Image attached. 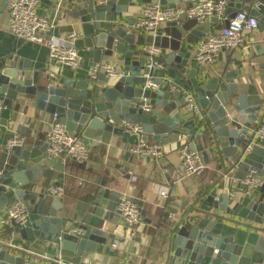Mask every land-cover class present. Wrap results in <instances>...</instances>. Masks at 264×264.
<instances>
[{
  "label": "water",
  "instance_id": "1",
  "mask_svg": "<svg viewBox=\"0 0 264 264\" xmlns=\"http://www.w3.org/2000/svg\"><path fill=\"white\" fill-rule=\"evenodd\" d=\"M41 1L53 7L54 14L64 13L78 21L82 36L75 41V46L84 51V58L90 61V71L97 63L110 62L118 55L125 75L114 79L100 71L95 78L88 74L77 79L67 77L62 83L50 79L43 82L41 70H31L22 63L9 65L3 59L0 63V101L3 105L12 101L19 103L20 95L32 96L36 109L57 114L69 131L83 135L86 144L89 139L110 142L114 134L123 133L126 122L140 124L143 139L147 140L151 135L154 142L164 146L166 154L187 143L194 149L196 144L189 137L210 135L214 152L225 167L223 173H233L238 184L229 190L207 194L204 203L213 210H201L204 216L184 223L188 212L182 214L172 228L170 250L174 246V255L180 259V264H264V201L258 200L254 193L248 197L238 195L240 191L246 192L242 181L250 170L264 176V143L255 142L247 150L255 132L264 127V62L259 64V69L249 65L243 71L238 68L210 76L201 73L198 67L188 70L182 63L184 52L180 51L184 39L187 42L199 40L210 32L212 23L220 30L241 9L256 17L257 28L264 33V0H227V18L223 22L217 16L202 23L184 18L181 23L167 22L156 36L150 35L149 42L162 48L167 63L175 60L178 71H188L183 79L169 69L170 84L158 90L144 88L145 52L136 46L135 33L128 32L123 26L127 5L134 4L133 0ZM136 1L171 4L182 0ZM74 3L81 7L67 11V5ZM135 21L138 19L129 18L127 24L132 25ZM62 27L68 34L76 29L73 22ZM155 80L167 82L163 78ZM171 86L194 90L205 116L203 128L197 114L182 108L185 95L172 90ZM2 124L7 125V121L3 119ZM48 147V142L39 140L12 151H0L4 168V174L0 176V219L5 215L6 205L13 201V195L23 200L36 199L34 194L23 190V185L41 176L52 178L54 169L64 168L63 163L48 156ZM211 152V149L202 152L205 161L212 159ZM233 190L237 193L231 194ZM119 197L117 191L100 188L92 202L80 200L74 211L64 207L57 196L49 207L47 198H42L33 210L38 218L20 228L21 238L29 244L40 241L51 251L60 253L66 261L78 263L85 254L94 252L108 236H112L102 228L106 220L117 222L114 214ZM134 202L146 217L144 200L134 198ZM60 208L63 211L58 215ZM193 208L192 205L190 209ZM166 209L167 216L179 211L171 204ZM224 221L226 225H222ZM12 225L19 227L15 222ZM69 225L74 226L73 230L68 229ZM6 230V224H2L0 234L7 233ZM33 252L45 254V250L38 248ZM26 254L21 248L0 244V264H25ZM48 256L53 258L54 252Z\"/></svg>",
  "mask_w": 264,
  "mask_h": 264
},
{
  "label": "crops",
  "instance_id": "2",
  "mask_svg": "<svg viewBox=\"0 0 264 264\" xmlns=\"http://www.w3.org/2000/svg\"><path fill=\"white\" fill-rule=\"evenodd\" d=\"M5 2L6 0H0V8L2 10L0 13V63L5 59L9 65L18 66L22 63L30 67L31 70H41L43 82L50 79L51 81L62 83L67 77L77 79L90 74V61L84 58L82 49H78L83 58L80 67L76 69L71 67L61 69L54 63L51 65L48 46L12 36L8 31L9 14ZM133 2L134 4L127 5L123 26L128 32L135 33L136 46L142 49L144 45L153 43L149 42L151 34L137 29L136 21L132 25H128L127 20L129 18L138 19L140 11L146 3L137 2L136 0H133ZM182 2L186 3L187 0L175 3ZM73 5H67L66 10L70 11L81 7V5L76 3ZM39 12L55 20L57 25L54 28V34L58 36L68 35V32L62 26L73 22L76 25L75 31H78L80 36H82L78 21L72 20L66 14H60L59 12L54 14L53 7L42 1L39 5ZM216 31L218 29H215V24L212 23L209 33ZM170 40L169 38L168 41ZM199 40L187 42L184 39L180 46V51L184 52L182 63L187 65L188 70L192 67H197L194 55ZM118 58L119 56L115 55L110 62L121 64ZM164 58L167 61L165 54ZM262 62H264V33L257 28L248 36L244 46L235 50H222L217 64L204 66L203 69L210 76H214L225 71H235L238 68L243 71L249 65H251V68L259 69V64ZM167 64L168 67L165 70L155 71V78L167 79L163 87H167L170 84L169 69H173L176 76H180L183 79L186 78L188 71L184 73L178 71L175 60L171 64ZM262 91H264V88H262ZM19 101V103L12 101L9 105H5L1 112L0 151L3 149L7 137L13 132L26 136L25 146L39 140L42 143L46 142V134L53 122V114L36 109L35 100L32 96L20 95ZM3 119L7 121V125L2 124ZM189 138L190 141L195 142L202 155L204 150L211 149L212 159L206 161L208 166L201 176H188L175 183L172 172L178 164V150L166 154L162 160H156L153 157H139L127 151V146L136 143L139 136L130 134L125 128L122 134H114L108 143L89 139L87 145L90 151V158L86 163L82 164L74 160H67L66 163H63L56 159V161L64 164V168L54 169V177L41 176L34 182H28L23 185L22 188L25 192L36 196V199L24 200L30 209L28 225L38 218V215L33 213V210L40 199L47 198V207L51 205L55 195L51 194L48 188L53 184L64 186L63 195L57 197L62 200L64 207L67 206L71 211H74L80 200L92 202L100 188H109L119 193L127 191L134 195L135 198L144 200L143 208L147 210V215L143 218V221L137 225L130 226L122 219L117 209L114 214L117 222L106 220L102 228L103 231H108L112 236H108L106 242L100 244L97 250L85 254L80 262H67L71 264H111L113 261L123 260L133 264H180V259L178 260V257L174 255V246L170 250L171 232L176 221L181 218L182 214L187 212L184 223H189L190 220L188 221V219L192 220L199 216H204L201 210H213L212 207L204 203L208 196L207 194H214L221 189L228 190V188L236 187L238 184V180L234 178L233 173L227 174L226 177L223 176L225 167L214 152L210 135L200 138L194 137V140L192 137ZM146 141L154 142L151 135L148 136ZM258 142L264 143V141ZM225 165L226 167L229 166L228 164ZM0 168H3L1 161ZM39 169H42V166H39ZM166 169L169 172H166ZM128 170L133 172L134 179L130 178ZM164 187L167 188V197L160 195V191ZM205 192H207L206 195H203ZM252 193L255 194L258 200L264 201V186L257 188L253 192L240 191L238 195L248 197ZM12 198L14 200L20 197L13 195ZM170 204L174 210L179 209V211L177 213L171 212L170 216H167L166 208ZM192 205L194 208L190 209ZM183 206L184 209H182ZM62 211V208H60L57 212L58 215ZM226 224V221L222 223V225ZM20 228L14 227L12 224H6L7 233L1 232L0 244L18 247L28 253V255H24L27 258L25 264H34L41 259L42 254L33 252L36 248L45 250L46 255L53 252L56 254L55 251H51L50 247H46L40 241L29 244L23 240L19 232ZM73 228V225L68 226L70 230H73ZM114 243L117 244L115 247L113 246ZM12 251L16 254H22V252H17V250Z\"/></svg>",
  "mask_w": 264,
  "mask_h": 264
},
{
  "label": "built area",
  "instance_id": "3",
  "mask_svg": "<svg viewBox=\"0 0 264 264\" xmlns=\"http://www.w3.org/2000/svg\"><path fill=\"white\" fill-rule=\"evenodd\" d=\"M41 0H7L9 14V33L15 38L24 39L36 43H41L49 48V61L52 65L61 69L71 67L76 69L82 65L83 58L75 41L80 37L78 31L69 33L66 36L54 34L56 22L39 12ZM227 0H187L186 3L163 4L161 2L148 3L140 11L137 29L156 36L167 22L181 23L184 18L196 19L199 23L209 20L212 16H217L222 22L227 18ZM257 29V19L248 10H239L228 25L216 31L208 33L197 43L194 60L199 71L208 73L204 66H214L217 64L222 50H235L245 45L247 38ZM145 52V81L144 88L160 89L163 83L155 80V71H163L168 67L164 58L163 50L153 43L144 45ZM103 71L107 76L118 78L125 75L118 62L97 63L90 72L93 78ZM151 71H154L151 74ZM172 90H178L185 95L182 108L185 111L194 112L200 118L199 125L204 127V113L193 90L180 89L171 86ZM5 105L0 101V127L1 112ZM149 109L148 105L145 107ZM124 128L130 134L138 135L139 139L134 144L127 146V151L139 157H153L156 160L165 158L164 146L157 142H148L142 138L143 129L137 123H124ZM27 138L25 135L13 132L5 141L3 149L12 151L16 147L25 146ZM264 141V128H259L253 141L248 145L247 150L252 148L255 142ZM46 142L49 147L47 154L50 158L58 159L63 163L67 160H74L79 163H86L90 158L88 145L85 143L83 135L75 131H69L60 121L57 114H53V122L46 134ZM208 164L203 158L201 151L191 148L190 143L178 149V164L173 169V181L179 182L188 176H201ZM166 172H169L166 169ZM4 174V168H0V176ZM131 179L135 176L128 170ZM224 177L227 174H223ZM246 185L247 192H253L257 188L264 186V176L257 174L255 170H250L242 181ZM49 192L55 196H62L64 186L53 184ZM229 190V188H228ZM167 188L160 191V195L167 197ZM237 193L236 190L230 192ZM134 195L130 192L120 193L118 201V213L128 225H137L143 221L141 208L134 202ZM4 217L0 219V225L12 224L15 222L19 227L27 226L30 220V209L21 198L14 199L7 205ZM76 231L80 232L78 229ZM117 244L114 243L115 247ZM34 264H71L68 263L60 253L54 254L51 258L44 254L41 259ZM111 264H133L129 261L116 260Z\"/></svg>",
  "mask_w": 264,
  "mask_h": 264
}]
</instances>
